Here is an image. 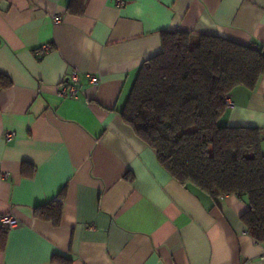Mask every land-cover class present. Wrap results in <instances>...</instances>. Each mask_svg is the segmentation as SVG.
I'll return each instance as SVG.
<instances>
[{
  "label": "crops",
  "instance_id": "crops-1",
  "mask_svg": "<svg viewBox=\"0 0 264 264\" xmlns=\"http://www.w3.org/2000/svg\"><path fill=\"white\" fill-rule=\"evenodd\" d=\"M167 30L264 50V0H0V264H264L247 198L181 184L121 116ZM230 96L219 123L258 128L264 153V76ZM58 198L59 223L37 215Z\"/></svg>",
  "mask_w": 264,
  "mask_h": 264
},
{
  "label": "trees",
  "instance_id": "trees-1",
  "mask_svg": "<svg viewBox=\"0 0 264 264\" xmlns=\"http://www.w3.org/2000/svg\"><path fill=\"white\" fill-rule=\"evenodd\" d=\"M264 76V50L185 30L162 32V50L142 64L121 116L183 185L213 196L248 200L247 230L264 242V153L258 128L219 123L237 86ZM0 75V89L11 86ZM63 200L38 206L59 223ZM7 230H1L5 238ZM4 240V239H3ZM2 240H0L1 244Z\"/></svg>",
  "mask_w": 264,
  "mask_h": 264
},
{
  "label": "built area",
  "instance_id": "built-area-1",
  "mask_svg": "<svg viewBox=\"0 0 264 264\" xmlns=\"http://www.w3.org/2000/svg\"><path fill=\"white\" fill-rule=\"evenodd\" d=\"M55 21L58 22L61 19L60 15H56L54 17ZM52 49V45L51 44H44L41 49L39 50V52H47L49 50ZM79 69L78 68H74V70L71 73V76L66 80V82H64L59 90H58V94L60 97L62 98H67V97H74L78 91V88L76 86L77 82L79 81ZM92 82L97 83L98 79L95 76H92ZM226 103L228 107L233 106L234 102L231 99V97H227L226 98ZM14 134L11 133L8 137H12ZM9 173L5 172L3 173L4 177H8ZM2 227L3 229L9 231L12 228H15L19 225V220L10 215L7 214L5 216L2 217Z\"/></svg>",
  "mask_w": 264,
  "mask_h": 264
}]
</instances>
